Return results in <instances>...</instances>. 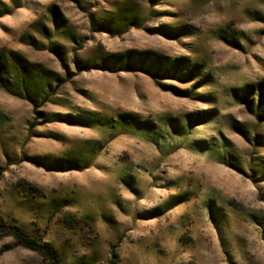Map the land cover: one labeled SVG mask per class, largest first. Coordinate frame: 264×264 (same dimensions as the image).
Listing matches in <instances>:
<instances>
[{
    "label": "rangeland",
    "instance_id": "1",
    "mask_svg": "<svg viewBox=\"0 0 264 264\" xmlns=\"http://www.w3.org/2000/svg\"><path fill=\"white\" fill-rule=\"evenodd\" d=\"M3 48L63 85L0 88V264H47L15 227L63 264H264V0H0Z\"/></svg>",
    "mask_w": 264,
    "mask_h": 264
},
{
    "label": "trees",
    "instance_id": "2",
    "mask_svg": "<svg viewBox=\"0 0 264 264\" xmlns=\"http://www.w3.org/2000/svg\"><path fill=\"white\" fill-rule=\"evenodd\" d=\"M27 35L28 34H26V36ZM22 41H25V38H23ZM81 63L82 62L75 61V65L78 67L79 71H88L91 69H81V65H83V63ZM12 76H14L15 79H12ZM14 85H17L15 86L17 89L24 90L28 95H31L32 93L43 98L41 105H44L50 101L51 97L58 93L63 83L59 82L54 88H52L51 81L45 77L43 72H39L36 66L29 64V62L17 52L8 48H3L0 50V88L9 93H14L10 88ZM26 97L31 103H36L33 98H29V96ZM243 103L247 105L250 113L258 121H264L263 87L257 88L255 92H253V90L248 91ZM2 223H4V219L3 217H0V224ZM11 237L14 239L18 247L37 253L47 262V264H63L53 248L37 238L30 237L20 227L14 228ZM111 263L113 264V262Z\"/></svg>",
    "mask_w": 264,
    "mask_h": 264
}]
</instances>
